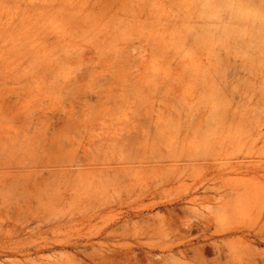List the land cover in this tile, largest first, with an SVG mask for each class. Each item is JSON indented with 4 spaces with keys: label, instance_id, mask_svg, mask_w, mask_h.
Masks as SVG:
<instances>
[{
    "label": "rangeland",
    "instance_id": "1",
    "mask_svg": "<svg viewBox=\"0 0 264 264\" xmlns=\"http://www.w3.org/2000/svg\"><path fill=\"white\" fill-rule=\"evenodd\" d=\"M76 1L0 0V264L170 258L163 251L198 230L145 234L139 213L158 218L179 195L217 199L221 181L251 201L210 232L232 233L231 264H264V0Z\"/></svg>",
    "mask_w": 264,
    "mask_h": 264
},
{
    "label": "bare ground",
    "instance_id": "2",
    "mask_svg": "<svg viewBox=\"0 0 264 264\" xmlns=\"http://www.w3.org/2000/svg\"><path fill=\"white\" fill-rule=\"evenodd\" d=\"M78 1V0H77ZM76 1V2H77ZM84 1V0H83ZM106 1V0H105ZM111 1V0H110ZM109 1V2H110ZM113 1V0H112ZM136 1V0H135ZM134 1V2H135ZM75 2V1H74ZM130 2V1H129ZM131 2H133L132 0H131ZM83 3V2H82ZM103 3V2H102ZM107 3V2H106ZM113 3V2H112ZM120 3V2H119ZM73 4H75V3H73ZM95 4V3H94ZM118 4V3H117ZM132 4H134V3H132ZM132 4H130V5H132ZM84 5H86V4H84ZM108 5V4H107ZM111 5V4H110ZM122 5H124L123 3L122 4H120V7L122 6ZM135 5V4H134ZM76 6V5H75ZM79 6V5H78ZM96 6V5H95ZM101 6V5H100ZM113 6V5H112ZM117 6V5H116ZM133 6V5H132ZM136 6H137V4H136ZM77 7V6H76ZM76 7H74V8H76ZM80 7V6H79ZM91 7H93V6H91ZM128 7H130V6H128ZM134 7V6H133ZM78 8V7H77ZM105 8V7H104ZM107 8V7H106ZM113 8H115V7H113ZM122 8V7H121ZM81 9H82V7H81ZM120 9V8H119ZM102 10V9H101ZM105 10V9H104ZM109 10V9H108ZM129 10V9H128ZM75 12H76V9L74 10ZM106 11V10H105ZM121 11H123L122 9H121ZM133 11V10H132ZM131 11V12H132ZM140 11H142V10H140ZM108 12V14H109V11H107ZM125 12H126V10H125ZM82 14H83V12H82ZM107 14V15H108ZM111 14H112V12H111ZM126 14H127V12H126ZM129 14H130V12H129ZM79 15V14H78ZM98 15V14H97ZM105 15V14H104ZM118 15H119V11H118ZM76 16V14L74 15V17ZM102 16V15H101ZM111 16V15H110ZM116 16V15H115ZM125 16V15H124ZM128 16V15H127ZM126 16V17H127ZM76 17H78V16H76ZM80 17H82L81 15H80ZM95 17H98V16H95ZM94 17V18H95ZM117 17V16H116ZM119 17V16H118ZM121 17V16H120ZM132 17H133V14H132ZM103 18V17H102ZM107 18V17H106ZM114 18V17H113ZM128 18H129V16H128ZM135 18V17H134ZM109 19V18H108ZM111 19V18H110ZM123 19V18H122ZM149 19H150V17H149ZM79 20V19H78ZM77 20V22H79ZM82 20V19H81ZM80 20V21H81ZM85 20H87V19H85ZM84 20V21H85ZM89 20H91L90 18H89ZM95 20V19H94ZM98 20V19H97ZM107 20V19H106ZM112 20V19H111ZM116 20H119V19H117L116 18ZM74 21H76V18L74 19ZM113 21V20H112ZM121 20H119V22H120ZM133 21V20H132ZM135 21V20H134ZM76 22V23H77ZM95 22V21H94ZM105 22V21H104ZM104 22H99V23H104ZM110 22V21H109ZM118 22V21H117ZM118 22V23H119ZM124 22V21H123ZM81 23V22H80ZM107 23V22H106ZM113 23H115V22H113ZM120 23H122V22H120ZM73 24H75V22H73ZM83 23H81V25H82ZM88 24V23H87ZM95 24H97V21H96V23ZM94 24V25H95ZM111 24V23H110ZM126 24V23H125ZM128 24V23H127ZM132 24V23H131ZM109 25V24H108ZM76 26V25H75ZM85 26V25H84ZM89 26H90V24H89ZM112 26H115L116 27V25H112ZM74 27V26H73ZM87 27V26H86ZM98 27V26H97ZM118 27V26H117ZM119 27H120V25H119ZM96 28V27H95ZM100 28H102L101 26H100ZM106 28H108V27H106ZM121 29H122V26L120 27ZM125 28V27H124ZM132 28V27H131ZM80 29V28H79ZM79 29H77V30H79ZM99 29V28H98ZM97 29V30H98ZM103 29V28H102ZM115 29V28H114ZM76 30V29H75ZM95 30V29H94ZM94 30H93V32H94ZM96 30V31H97ZM123 31L125 30V29H122ZM129 30H131V29H129ZM80 31V30H79ZM87 31V30H86ZM102 31V30H101ZM116 31V30H115ZM126 31V30H125ZM99 32V31H98ZM104 32V31H103ZM112 32V31H111ZM70 33V32H69ZM75 33L76 32H74V33H70V35L71 34H74V36H75ZM79 34H80V32H78ZM106 33V32H105ZM120 33V32H119ZM89 34V33H88ZM95 34V33H94ZM100 34V33H99ZM116 34V33H115ZM121 34V33H120ZM91 35H93V33H91ZM102 35V34H101ZM100 35V36H101ZM122 35V34H121ZM120 35V36H121ZM77 36V35H76ZM86 36L88 37V35L86 34ZM116 36H117V34H116ZM70 37V36H69ZM73 37V36H72ZM68 38V37H67ZM116 39V38H115ZM104 40V39H103ZM109 40V39H108ZM107 40V41H108ZM121 40V39H120ZM148 41H150V39L148 40ZM104 42V41H103ZM146 42V41H145ZM117 43V42H116ZM148 42H146V44H147ZM91 44H93L94 45V43H91ZM105 44V43H104ZM140 44V43H139ZM145 44V43H144ZM146 44H145V46H146ZM88 45V44H87ZM93 45H91V46H93ZM102 45H103V43H102ZM143 45V44H142ZM176 45H178V44H176ZM117 46H118V44H117ZM144 46V45H143ZM142 46V47H143ZM71 46H69L68 48H70ZM72 47H75V46H72ZM72 47H71V50H72ZM95 47H96V45H95ZM104 47V46H103ZM116 47V46H115ZM114 47V48H115ZM139 47H141V46H139ZM148 47V46H147ZM76 48V47H75ZM98 48H99V46H98ZM102 48V47H101ZM106 48V47H105ZM126 48H128V47H126ZM74 49V48H73ZM77 49H79V47L77 48ZM129 49V48H128ZM142 49H144V48H142ZM146 49V48H145ZM75 50V49H74ZM81 50V49H80ZM118 50H119V48H118ZM124 50V49H123ZM130 50H132V49H130ZM137 50H138V48H137ZM140 51H141V49H139ZM102 51H104V53H105V51L107 52V49H104V50H102ZM101 51V52H102ZM139 51V52H140ZM73 52V51H72ZM71 52V53H72ZM84 53H85V51H83ZM82 52V53H83ZM96 52V51H95ZM109 52V51H108ZM121 52V51H120ZM131 52V51H130ZM137 52V51H136ZM148 52V51H147ZM66 53H68L67 55H69V53L70 52H66ZM70 53V54H71ZM110 53V52H109ZM115 53H116V51H115ZM81 54V53H80ZM102 54V53H101ZM107 54V53H106ZM119 54V53H118ZM140 54V53H139ZM138 53H137V55H139ZM146 55L147 54H149V53H145ZM65 56L66 58L65 59H67V57L68 56ZM74 55H76L75 53H74ZM73 55V56H74ZM82 55V54H81ZM90 55V53L88 54V56ZM95 55V54H94ZM93 55V56H94ZM104 55V54H103ZM112 54L110 53L109 54V56H111ZM125 55H126V53H125ZM136 55V54H135ZM171 55V57H172V54H170ZM196 55V54H195ZM78 56V55H77ZM77 56H74V57H76L75 59L77 60L78 58H77ZM84 56V55H83ZM105 56V55H104ZM108 56V55H107ZM114 56L116 57V55L114 54ZM113 56V57H114ZM118 56V55H117ZM123 56V55H122ZM130 56H132L133 57V55H130ZM144 56V55H143ZM71 59H72V57H71V55L69 56ZM81 56L79 55V58H80ZM99 57V56H98ZM112 57V58H113ZM124 57V56H123ZM122 57V58H123ZM128 57V56H127ZM187 57V56H186ZM105 58V57H104ZM104 58H102L103 60H104V62L105 61H107V59L108 58H110V57H106L105 59ZM129 58V57H128ZM141 58H142V56H141ZM140 58V59H141ZM187 58H189V57H187ZM191 58V57H190ZM71 59H69L70 61H71ZM94 59V58H93ZM114 59V58H113ZM119 59H120V57H119ZM123 59H125V58H123ZM127 59V58H126ZM140 59H138V60H140ZM145 58H143V59H141L140 61H142V60H144ZM48 60H50V59H48ZM74 60V59H73ZM75 60V61H76ZM115 60H116V58H115ZM114 60V61H115ZM135 60H136V58H135ZM146 60V59H145ZM171 60V59H170ZM182 60V59H181ZM47 61V60H46ZM62 61V60H61ZM66 61V60H65ZM80 61H82L81 59H80ZM89 61V60H88ZM88 61H85L84 62V60H83V62L85 63V64H88L89 62ZM102 61V60H101ZM111 61V60H110ZM123 61V60H122ZM126 61V60H125ZM125 61H123V62H125ZM131 61V60H130ZM137 61V60H136ZM136 61H133V63H135ZM185 61V60H184ZM44 62V61H43ZM86 62H88V63H86ZM119 62H120V60H119ZM127 62V61H126ZM139 62V61H138ZM58 63V62H57ZM67 63V62H66ZM76 63V62H75ZM91 63V62H90ZM102 63V62H101ZM140 63V62H139ZM46 64V63H45ZM60 64V63H59ZM70 64H71V62H70ZM81 64V63H80ZM91 64H93V66H95L94 65V63H91ZM96 64V63H95ZM98 64V63H97ZM112 64V63H111ZM110 64V65H111ZM114 64V63H113ZM115 64H117V62L115 63ZM122 64V63H121ZM120 64V65H121ZM136 64V63H135ZM135 64H133V65H135ZM138 64V63H137ZM68 65V64H67ZM73 65H76V64H74L73 63ZM140 65V64H139ZM45 66V65H44ZM85 66V65H84ZM84 66H83V68H84ZM89 66V65H88ZM125 66H126V64H125ZM127 66H129V65H127ZM47 67V66H46ZM51 67H53V66H51ZM55 67H56V65L54 66V69H55ZM60 67H61V65H60ZM90 67H91V65H90ZM97 69H98V67L97 66H95ZM100 67H103V66H100ZM99 67V68H100ZM141 67H143V65H141ZM178 67H181V66H178ZM177 67V68H178ZM45 68V67H44ZM71 68V67H70ZM75 68L78 70V67H76L75 66ZM80 68V67H79ZM106 68H107V66H106ZM114 68V67H113ZM117 68V67H116ZM119 68V67H118ZM122 68H124V67H122ZM135 68H136V65H135ZM140 68V67H139ZM138 68V69H139ZM52 69V68H51ZM111 67H110V70L109 71H111ZM130 69H131V67H130ZM129 69V70H130ZM137 69V68H136ZM53 70V69H52ZM71 70H74L73 69V67H72V69ZM86 70H87V68H86ZM86 70H84V71H86ZM90 70H93V69H90ZM102 70H104V69H102ZM115 70V69H114ZM140 70V69H139ZM45 71H46V69H45ZM51 71V70H50ZM80 71V70H79ZM81 71H82V69H81ZM94 71V70H93ZM108 71V70H107ZM113 71V70H112ZM119 71V70H118ZM133 71V70H132ZM175 71V70H174ZM179 71H181V69L179 70ZM41 72V71H40ZM70 72H72V71H70ZM88 72H89V69H88ZM95 72H96V70H95ZM101 72V71H100ZM105 72H106V69H105ZM104 72V73H105ZM117 72V71H116ZM125 72V71H124ZM130 72V71H129ZM135 72V71H134ZM75 73V72H74ZM79 73V72H78ZM83 73V72H82ZM90 73H93L94 74V72H90ZM112 72H110V74H111ZM123 73V72H122ZM126 73L127 72H125V75H126ZM136 74L135 75H137L138 73L137 72H135ZM39 74V73H38ZM68 74H70V73H68ZM72 74V73H71ZM83 74H85V73H83ZM109 74V73H108ZM109 74V75H110ZM133 74V73H132ZM186 75H187V73H185ZM34 75V74H33ZM35 75H36V72H35ZM34 75V76H35ZM76 75V74H75ZM89 75V74H88ZM96 75V74H95ZM99 75V74H98ZM103 75V74H102ZM102 75H100V76H102ZM111 75H113V74H111ZM134 75V74H133ZM139 75V74H138ZM185 75V76H186ZM39 75H37L36 77H38ZM90 76V75H89ZM97 76V75H96ZM106 76V75H105ZM104 76V77H105ZM114 76H116V73L114 74ZM128 76H129V73H128ZM188 76V75H187ZM35 77V78H36ZM76 77V76H75ZM75 77H73V78H75ZM85 77V76H84ZM91 77H95L94 75L93 76H91ZM103 77V76H102ZM121 77H123V76H121ZM184 77V76H183ZM67 78H68V76H67ZM72 78V79H73ZM87 78V77H86ZM126 78V77H125ZM135 78H137V77H135ZM180 78H181V76H180ZM88 79V78H87ZM90 79V78H89ZM108 79V78H107ZM124 79V78H123ZM189 79V78H188ZM70 80H71V78H70ZM82 80H84V79H82ZM81 80V81H82ZM131 80H134V77H133V79H131ZM71 81H75V79L74 80H71ZM102 81V80H101ZM100 81V82H101ZM104 81L106 82V80L104 79ZM72 82V83H73ZM107 82H110V81H107ZM131 82V81H130ZM167 82H169V81H167ZM185 82V81H184ZM102 83H103V81H102ZM125 83V82H124ZM133 83V82H132ZM186 83V82H185ZM74 84H76V83H73V85L72 86H74ZM106 84H108V83H106ZM105 83H104V86L106 85ZM111 84V83H110ZM79 84H77V86H78ZM86 85V84H85ZM125 84H123V86H124ZM90 86H91V84H90ZM93 86H96L95 84H93ZM99 86H100V84H99ZM180 86H181V84H180ZM75 87V86H74ZM88 86H86V88H87ZM112 88H114L113 86H111ZM127 87V86H126ZM131 87V86H130ZM178 87V86H177ZM176 87V89H178ZM97 89L99 88V87H96ZM95 88V89H96ZM108 88V87H107ZM77 89V88H76ZM91 89H94V88H91ZM105 89V88H104ZM109 89H111V88H109ZM133 89V88H132ZM73 90V89H72ZM78 90V89H77ZM103 90V89H102ZM122 90V89H121ZM175 90V89H174ZM173 90V91H174ZM179 90V89H178ZM74 91L75 90H73L72 92L74 93ZM86 91H87V89H86ZM94 91V90H93ZM104 91H106V90H104ZM111 91V90H110ZM130 91V90H129ZM77 92V91H76ZM95 92V91H94ZM107 92V91H106ZM109 92V91H108ZM176 92V91H175ZM85 93V92H84ZM89 92H87L86 94H88ZM98 93V92H97ZM97 93H95V94H97ZM102 93V92H101ZM82 95H83V93H81ZM159 94V93H158ZM171 94V93H170ZM89 95V94H88ZM100 95V94H99ZM98 95V96H99ZM97 96V95H96ZM89 97V96H88ZM91 97V96H90ZM122 97H123V95H122ZM159 97V96H158ZM73 99L75 98L74 96L72 97ZM97 98V97H96ZM99 98V97H98ZM80 99H82V98H80ZM83 99H84V96H83ZM94 99V98H93ZM116 99V98H115ZM119 99V98H118ZM123 100H124V98H122ZM71 100V99H70ZM98 100V99H97ZM117 100V99H116ZM121 100V99H120ZM78 101H79V99H78ZM78 101L76 102V103H78ZM81 101V100H80ZM86 101H88V100H86ZM85 101V102H86ZM96 101V100H95ZM109 101V100H108ZM119 102V101H118ZM131 102H132V100H131ZM160 102V101H159ZM71 103H72V101H71ZM70 103V104H71ZM74 103V102H73ZM89 103V102H88ZM105 103V102H104ZM110 103V102H109ZM134 103H135V101H134ZM133 103V105H135ZM90 104V103H89ZM97 104V103H96ZM72 105H74V104H72ZM72 105H71V108H72ZM91 105H93V104H91ZM107 105H108V103H107ZM110 105V104H109ZM70 106V105H69ZM77 106V105H76ZM95 106V105H94ZM111 106V105H110ZM113 106V105H112ZM81 107H83V106H81ZM89 107H91V106H89ZM71 108H69V109H71ZM87 108V107H86ZM101 108V107H100ZM73 109V108H72ZM82 109V108H81ZM109 109V108H108ZM86 110H88V108L86 109ZM90 110V109H89ZM91 110H93V109H91ZM123 110V109H122ZM117 111H119V110H117ZM69 111H67V113H68ZM75 112V111H74ZM80 112V111H79ZM91 112H93V111H90L88 114L91 116ZM102 112V111H101ZM100 112V113H101ZM104 112V111H103ZM107 112V111H106ZM113 112H115V111H113ZM84 113H86V112H84ZM99 113V111L97 112V114ZM125 113H126V111H125ZM80 114V113H79ZM103 114V113H102ZM105 114V113H104ZM117 114V113H116ZM123 114V113H122ZM127 114V113H126ZM77 115V114H76ZM88 115V116H89ZM99 115V114H98ZM114 115V114H113ZM125 115V114H124ZM85 116V115H84ZM83 116V117H84ZM87 116V114H86V117H88ZM97 116V115H96ZM101 116V115H100ZM113 116H111V118H108L107 120H109V119H113L112 118ZM88 118H91V117H88ZM96 118V117H95ZM99 118V117H98ZM87 119V118H86ZM105 119V118H104ZM73 120H75V117H74V119ZM96 121V120H95ZM111 121V120H110ZM69 125V124H68ZM67 125V126H68ZM105 125V124H104ZM170 133V132H169ZM168 137V136H167ZM164 160V159H163ZM167 165V164H166ZM172 165V164H171ZM200 166H197V168L195 167L194 169L198 172L199 171V168ZM167 169V168H166ZM169 169H172V170H176L177 169V166L176 165H172L171 167H169ZM192 170V172H196L195 170ZM160 170V169H159ZM182 170V169H181ZM170 174H172V172L170 173ZM169 174V175H170ZM189 174H191V173H189ZM188 174V175H189ZM168 174L167 175H164L163 176V174H162V177H164V178H162L161 176H159L162 180L163 179H166V181H168V182H171L170 180L171 179H169V176ZM182 175H183V173H182ZM165 176H167V177H165ZM169 176V177H168ZM157 178V177H156ZM160 179V180H161ZM164 182L165 181H163V183H161V181H160V183L159 184H164ZM214 182V181H213ZM218 182V181H217ZM145 184H147V183H145ZM144 184V185H145ZM160 186V185H159ZM213 186H215L214 187V189H213V191L215 192V194L217 195V199H215V197H207V196H204V197H191V196H189L188 194H185V195H179V196H177V197H173V198H170L169 200H167L166 202H163L162 204H159V206L160 207H164L165 208V211L163 212V215L162 216H159L158 218L157 217H148V216H146L145 214H144V212L145 211H147L148 209H144V210H142L141 211V213H139L140 214V220H139V222H140V225H141V228H142V231L146 234V232H148V231H151L152 232V234H157L156 235V237H159L158 236V234L159 233H161V235L163 234L162 232L164 231V230H167L168 232H172L173 233V236L171 235V234H168L169 236L171 235V237H173L174 238V236H175V238H176V236H179V239H180V237H182V238H184V235H186V236H191V234H192V231L193 230H195V231H197L198 230V232H199V234L198 235H196L195 237H193V238H191V239H189V240H187V241H183V242H180V243H178L177 245H175V246H170L169 248H167L166 250H164L163 251V253L164 252H166V253H168L169 255H170V258H167L168 257V255L167 256H163L162 254V257L159 259V261L157 260V259H155V260H151V261H148V258H147V256L145 255V254H141L140 255V257H139V259H138V264H231V261L232 260H227L226 258V253H230L231 251H232V249H233V242L232 241H228L227 239H225L226 237H230L231 235H232V233L231 232H229V231H219V232H217V233H215V232H210L211 231V229L212 228H216L218 225H220V224H225L228 220H230V218H231V216H232V214L235 212V210H237V209H239L240 207H242L243 205H245L246 203H248L249 201H251L250 199H251V191L249 190V189H247V188H242V187H240V185H239V182H234V185H230L229 183H227L226 181H221V182H219L218 184L217 183H213ZM142 189H143V185H142ZM145 189V188H144ZM197 189V188H196ZM209 190V189H208ZM197 191H195L194 193H196ZM152 193H154V192H152ZM193 194V193H192ZM153 195V194H152ZM154 197V196H153ZM187 197H190V199L189 200H187ZM205 197H207V198H205ZM157 202V201H156ZM162 202V201H161ZM143 203V202H142ZM147 205V204H146ZM150 204H148V206H149ZM155 205H156V203L154 202V204L153 205H151L150 206V208L151 209H154V207H155ZM143 206V208H144V204L142 205ZM147 206V207H148ZM158 213V212H157ZM138 215V214H137ZM158 215V214H157ZM139 216V215H138ZM198 216H200L201 217V219H199L198 218ZM193 217H195V219H196V221H195V223H194V225H189V223L188 222H190L189 221V219L190 218H192L193 219ZM131 219V218H130ZM130 219H128V220H130ZM188 224H187V223ZM191 222H193V221H191ZM118 224H119V222H117ZM125 224V223H124ZM187 225V227H184L185 225ZM200 224H202V225H200ZM120 227H122V226H120ZM125 227V226H124ZM118 228V227H117ZM116 229V228H115ZM120 230V229H119ZM251 230V229H250ZM107 231V230H106ZM105 231V232H106ZM166 231V232H167ZM261 231H262V228L260 229V235H262V237L264 236V234L263 233H261ZM135 233H136V230L134 231ZM165 232V233H166ZM197 232V233H198ZM110 234H112V233H118V232H112L111 233V231L109 232ZM109 233H106L107 234V236H108V234ZM139 233V232H138ZM181 233H184V234H181ZM109 234V235H110ZM122 234V233H121ZM196 233H194V235H195ZM135 235V234H134ZM160 235V236H161ZM168 235H166L167 236V238H169L168 237ZM183 235V236H182ZM234 235H235V233H234ZM260 235H259V237H260ZM105 236V235H104ZM106 236V237H107ZM114 236V235H113ZM149 236H153V235H149ZM163 236H164V234H163ZM189 236V237H190ZM123 237V236H122ZM121 237V238H122ZM137 237V236H136ZM139 238H140V236H138ZM141 237H144V236H141ZM217 237H222V238H224V240H219V241H216L217 240ZM162 238V237H161ZM161 238H159V239H161ZM173 238H171V239H173ZM178 238V237H177ZM147 239V238H146ZM151 239H152V237H151ZM155 239V238H154ZM162 239H164V238H162ZM170 239V240H171ZM178 239V240H179ZM216 239V240H215ZM263 239H264V237H263ZM106 240V239H105ZM110 240H112V239H110ZM137 240H140V239H138L137 238ZM137 240L135 241V242H137ZM145 240V239H144ZM153 240V239H152ZM156 240V239H155ZM154 240V241H155ZM170 240H169V242H170ZM174 240V239H173ZM109 241V240H108ZM143 241V240H142ZM142 241H141V243H142ZM175 241H177V240H175ZM139 242V241H138ZM138 242H137V244H138ZM168 242V241H167ZM243 242V241H242ZM235 243H236V241H235V239H234V252H235ZM144 245V244H143ZM148 245V244H147ZM146 245V246H147ZM118 246H119V244H118ZM124 246V245H123ZM127 247V246H126ZM148 247V246H147ZM108 249V248H107ZM106 249V250H107ZM115 249V248H114ZM113 249V251H115ZM137 249V248H136ZM142 249V248H141ZM145 249V248H144ZM120 250H122V249H120ZM124 250V249H123ZM113 251L111 252V253H113ZM148 251V250H147ZM241 251V250H240ZM98 252V251H97ZM117 252V251H116ZM135 252V251H134ZM146 252V251H145ZM158 252V251H157ZM191 252V254H192V256L189 254ZM102 253V252H101ZM111 253H109V254H111ZM132 253H133V251H132ZM131 253V254H132ZM138 253V250H137V252H136V254ZM140 253V252H139ZM138 253V254H139ZM162 253V252H161ZM233 253V252H232ZM263 253V252H262ZM122 254V253H121ZM130 254V255H131ZM135 253H134V255L135 256H137ZM155 254V253H154ZM209 254H212V255H216L217 256V258L216 259H207L206 257H205V255L208 257V255ZM104 255V254H103ZM126 255V254H125ZM124 255V256H125ZM164 255H165V253H164ZM189 255V256H188ZM233 255H234V253H233ZM236 255V254H235ZM44 256V255H43ZM53 256V255H52ZM119 256V255H118ZM133 256V255H132ZM135 256H133L132 258H135ZM151 256V255H150ZM157 255H155V257H156ZM191 256V257H190ZM97 257V256H96ZM119 257H121V256H119ZM126 257V256H125ZM235 257H237V256H235ZM41 258V257H40ZM154 258V257H153ZM47 259V258H46ZM112 259V258H111ZM126 259V258H125ZM130 258H128V260H129ZM137 259H135V260H137ZM182 259V261H180ZM221 259H224V261L222 262V260ZM231 259V258H230ZM134 260V261H135ZM183 260H185L184 262H183ZM114 261V260H113ZM116 261H118V259H116ZM130 261V260H129ZM148 261V262H147ZM238 262L239 264H261L262 262H259V259L258 258H256V257H253L252 255H244V256H239V259L238 260H234V262ZM133 262V261H132ZM189 262H192V263H189ZM235 262V264H237ZM57 263V262H56ZM118 263L120 264V262L118 261ZM125 263V262H124ZM127 263V262H126ZM128 264V263H127Z\"/></svg>",
    "mask_w": 264,
    "mask_h": 264
}]
</instances>
